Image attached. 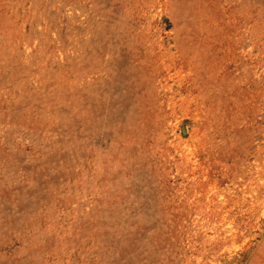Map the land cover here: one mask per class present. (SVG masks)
I'll return each mask as SVG.
<instances>
[{
  "label": "rangeland",
  "instance_id": "rangeland-1",
  "mask_svg": "<svg viewBox=\"0 0 264 264\" xmlns=\"http://www.w3.org/2000/svg\"><path fill=\"white\" fill-rule=\"evenodd\" d=\"M0 264H264V0H0Z\"/></svg>",
  "mask_w": 264,
  "mask_h": 264
}]
</instances>
